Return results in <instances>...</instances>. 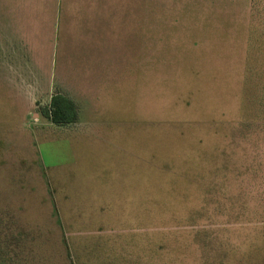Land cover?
Segmentation results:
<instances>
[{
	"label": "rangeland",
	"instance_id": "rangeland-1",
	"mask_svg": "<svg viewBox=\"0 0 264 264\" xmlns=\"http://www.w3.org/2000/svg\"><path fill=\"white\" fill-rule=\"evenodd\" d=\"M260 7L0 0L8 264H264Z\"/></svg>",
	"mask_w": 264,
	"mask_h": 264
},
{
	"label": "trees",
	"instance_id": "trees-1",
	"mask_svg": "<svg viewBox=\"0 0 264 264\" xmlns=\"http://www.w3.org/2000/svg\"><path fill=\"white\" fill-rule=\"evenodd\" d=\"M258 1L261 4L260 10L262 8L264 11V0ZM263 11H260V13H263ZM78 113L79 111L75 101L62 93H55L51 98L50 104L41 108V114L56 125H69L75 123L78 119ZM1 243L6 244L4 241L0 240V244ZM3 251L4 250L0 251V264H8V260L5 256L6 254L1 253Z\"/></svg>",
	"mask_w": 264,
	"mask_h": 264
}]
</instances>
